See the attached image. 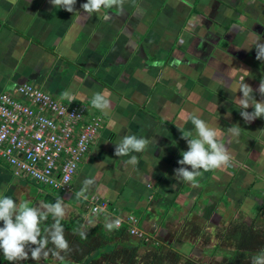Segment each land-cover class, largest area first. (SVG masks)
Returning <instances> with one entry per match:
<instances>
[{
  "label": "crops",
  "instance_id": "crops-1",
  "mask_svg": "<svg viewBox=\"0 0 264 264\" xmlns=\"http://www.w3.org/2000/svg\"><path fill=\"white\" fill-rule=\"evenodd\" d=\"M85 2L76 0L69 13L49 0H0V93L32 83L67 102L63 94L69 92L73 102L86 106V118L100 115L103 120L68 190L53 191L65 197L60 223L71 225L83 214L88 230L123 217L124 208L138 209L144 212L130 214L147 242L191 256L213 257L219 247L211 238L219 233L217 224L227 223L226 215L239 219L238 231L249 228L256 239H264V119L245 123L239 114L242 94L236 91L244 80L257 101L264 99L256 91L264 80V63L251 47L257 35L264 42V0H125L122 11L102 8L91 16L80 7ZM94 93L110 99L107 115L91 106ZM192 115L218 130L231 161L194 182H178L174 169L187 150L180 130H193ZM237 125L239 135L227 132ZM125 134L155 139V147L130 154L139 160L135 168L127 163L130 156L114 155ZM86 179L94 183L77 198ZM28 183L42 189L0 166V196L43 210L47 203L31 196ZM202 194L207 204L197 202ZM93 200L107 202V213L90 218ZM173 201L188 206L183 211L189 224L198 223L191 216L208 218L210 227L202 229V237L194 229L179 244L163 241L159 231L166 223L161 215L155 217ZM52 223L49 215L46 229ZM133 238L140 239H126ZM201 238L210 242L202 247Z\"/></svg>",
  "mask_w": 264,
  "mask_h": 264
},
{
  "label": "clouds",
  "instance_id": "clouds-1",
  "mask_svg": "<svg viewBox=\"0 0 264 264\" xmlns=\"http://www.w3.org/2000/svg\"><path fill=\"white\" fill-rule=\"evenodd\" d=\"M30 2V0H29ZM50 4L56 9H63L69 13L74 12L76 0H49ZM125 0H86L81 4V9L85 16H91L99 12L102 8L111 9L113 7L123 10ZM79 15V14H78ZM255 47V58L264 63V42L261 37L252 42L251 47ZM250 47V48H251ZM179 63V61H173ZM242 80L236 91L242 95L238 98L240 106V116L245 123H251L257 118L264 119V99L257 101L253 95V88ZM256 91L261 97H264V80H260ZM65 98L74 101V97L69 92H65ZM91 106L107 115L111 101L102 93H94L91 99ZM252 108L249 112L247 109ZM192 131L181 132V139L186 141L187 150L181 152L182 159L177 161L180 167L174 169V179L178 182H194L203 172H209L228 166L231 156L227 147L218 139V130L211 127L206 121L196 115L190 116ZM231 135L237 136L240 133V127L231 126L227 129ZM220 135H223L221 132ZM155 147V139L151 140L136 135L125 134L120 142L115 144L114 155L130 156L128 164L134 168L139 164L136 155L147 150L149 146ZM94 183V179H86L83 182L82 189L76 194L77 198L84 196L88 188ZM86 199V196L84 197ZM93 213H99L100 208H94ZM49 215L53 218L50 227L44 230L42 234L41 223L46 221ZM65 215L63 198L58 197L55 203L44 205L41 210L37 207L29 206L28 201L17 204L11 197L0 196V253L9 264L31 259L39 262L48 256H54L60 260L64 255L73 251L69 241L65 237V230L60 223ZM121 225L119 219L105 224L108 231L118 229ZM81 238L86 239V232H80ZM51 245V247H49ZM251 264H264V250L254 255Z\"/></svg>",
  "mask_w": 264,
  "mask_h": 264
},
{
  "label": "built area",
  "instance_id": "built-area-1",
  "mask_svg": "<svg viewBox=\"0 0 264 264\" xmlns=\"http://www.w3.org/2000/svg\"><path fill=\"white\" fill-rule=\"evenodd\" d=\"M82 103L61 101L32 83L0 93V159L11 173L52 191H66L102 125L85 117ZM90 211L107 213V202L93 200ZM119 219L130 235L145 240L132 215Z\"/></svg>",
  "mask_w": 264,
  "mask_h": 264
},
{
  "label": "rangeland",
  "instance_id": "rangeland-1",
  "mask_svg": "<svg viewBox=\"0 0 264 264\" xmlns=\"http://www.w3.org/2000/svg\"><path fill=\"white\" fill-rule=\"evenodd\" d=\"M6 164V160L5 159H0V166H4ZM22 183H17L16 185V189H20ZM29 186V191L32 197H34L36 199V201H39L40 203L43 202V200L47 203L50 204L51 201H49L51 198L52 199H57L58 197L63 198V200H65V197L62 196H56L55 193L49 189V188H39L36 185L32 184V183H28L27 184ZM201 187L204 188V184L203 182L201 183ZM185 189V188H184ZM21 197L23 198V195H21ZM24 201V200H22ZM33 199H30V202H32ZM56 202V201H55ZM198 203H202V204H207V199L204 196V194H202V196L200 197V199H197ZM29 206H32L31 203H29ZM188 206L186 205L184 208L178 204L176 201L170 202L169 203V210H166V213H164L163 215L161 213H159L157 215V217L155 218H159V216L161 215L162 219H164L165 221V227L163 228V230L159 231V234L162 236V238H165L163 241H167L168 239L172 240L175 243H180V242H184L185 240H188V238H190V234H193L194 229L197 231L199 237H202L204 235V231H202V229L208 228L210 227L209 225L205 224L206 222L209 223L208 218L205 217V215L203 216H199L197 218H194L193 216H191V219H196V222L198 223H191L189 224L187 222V220L189 219L187 216V213L183 210H188L187 209ZM132 209H127L124 208L123 212H120V216H124L127 215L128 213H133L136 216H139L140 213L144 212V211H139L138 209L135 211H131ZM234 209H232L233 211ZM163 210H161L162 212ZM171 212V214L166 215L168 212ZM169 212V213H170ZM179 212H183V217L181 215L176 217L175 213H179ZM174 213V214H172ZM151 214V213H150ZM152 215V214H151ZM175 215V216H174ZM241 216H243L242 214H240ZM145 216L144 214H141V217ZM164 216H166V218H164ZM77 217V220H75L74 222L71 223V225H67L65 223H63V227L64 230L65 229H71L74 232H86V234L90 233V234H94L96 235V237L94 236V238H91V235H87V241L88 243L92 244L95 241L99 240L100 242L97 243L94 247L95 251L93 253H91L90 255H85L84 257H82V260L79 261L78 258L75 259V257L80 256V254L83 252H80L79 246L77 247L73 241L69 238V235L71 236L70 233H65V237L66 239L69 241L70 243V247L73 249V251H71L70 253L67 254H62L64 255V259L60 260L54 256H48L47 258H43L41 259L39 262L37 261H33L31 259L28 260H24V261H19V262H15V264H85L89 263L92 261V264H115V263H123V264H127L128 262H131V258L130 255L133 256V253L135 250L132 251V253L130 252V250L128 249H122V250H118V252L116 254L110 252L112 250H116L117 248L119 249V247H129L131 245L136 244L132 239H122V240H118V238H115L116 234H118L115 230L109 231L105 228V224L100 225L96 231H93L91 229L87 230V222H82L84 216L83 214H80L79 216H75ZM90 218H98L99 217V213H91V215H89ZM183 218V219H182ZM205 218H206V222H205ZM181 220V221H180ZM208 220V221H207ZM112 221V219H111ZM157 221L159 222L160 219H157ZM189 221V222H190ZM239 219L238 218H234L232 216H227L226 215V222L227 223H222V224H217V231L219 232L217 235H215L213 238H211L212 243L216 245H218L219 249H217V252H214L213 257L210 256H191L189 254H181L179 256V258H177L176 260L174 259V254L171 252L170 249H168L167 245L161 247L160 249H156L157 251L154 252L156 254V256L158 257H153L151 256V258L153 259H159V263L154 262V264H185L186 259L191 261V262H197V263H202V264H219L218 262H222L224 260L223 256L218 257L217 255L222 254L221 252L223 251V249L221 250L222 247H225L226 249H229V247L233 248V243L229 242L228 237L232 234H227L230 232H233V230L237 227H239V225H236V222H238ZM45 221H43L40 225L41 230H42V234L44 232V230L46 229V226L44 225ZM70 223V222H68ZM142 223V221H141ZM200 224V225H199ZM86 225V226H85ZM160 225V224H159ZM199 226V228H198ZM152 231V230H150ZM163 231V232H161ZM206 231V230H205ZM221 232V233H220ZM208 234V232H206ZM69 234V235H68ZM153 235V234H152ZM81 237V236H80ZM98 237V238H97ZM216 237V239H215ZM210 238H201L199 240V245L204 247L205 245H207L210 241ZM209 241V242H208ZM252 242H249V244H252ZM148 244L150 245L149 247H152L151 245H153V243L148 241ZM254 245V244H253ZM251 245V247L253 246ZM51 247V246H49ZM167 247V248H166ZM216 247V246H213ZM88 247H84V249H87ZM140 248H142L141 250L137 251V253H135L134 257H137V259H140L141 255H143L146 251H154L153 248H148V246L145 247V245H141ZM256 249V248H254ZM82 250V249H81ZM220 250V251H219ZM151 253V252H150ZM182 253V252H181ZM216 253V255H215ZM198 254V253H197ZM70 255V256H69ZM105 255H107L105 257ZM83 256V254H82ZM150 259V258H148ZM0 264H9L8 261H6L2 255V258L0 260ZM85 261V262H84ZM138 262V261H137ZM137 262H134L132 264H137ZM131 264V263H130ZM149 264V263H147Z\"/></svg>",
  "mask_w": 264,
  "mask_h": 264
},
{
  "label": "trees",
  "instance_id": "trees-1",
  "mask_svg": "<svg viewBox=\"0 0 264 264\" xmlns=\"http://www.w3.org/2000/svg\"><path fill=\"white\" fill-rule=\"evenodd\" d=\"M101 225V223H98L95 227H93V231H96L97 228ZM118 234H116L115 238H118V240H122V239H126L127 237L130 238V234L127 231V227L125 225H122L121 227H119L118 229H114ZM69 232L71 234V237H73V243L80 249V252H82L80 254V256L75 257L78 258L79 261L82 260V257H84L85 255H90L91 253H93L95 251L94 247L97 243H99L100 241L97 240L94 243L90 244L88 243L87 239L81 238L80 237V232H74L71 229H69ZM109 232V231H108ZM239 232H243L242 236L240 235ZM129 234V236H128ZM232 234V235H230ZM87 235H91V238H94V236L96 237V235L94 234H90L88 233ZM229 237L228 240L229 242L231 241L233 243V248L232 249H226L225 247H222L221 249H223L224 253H223V258L224 260L219 264H251V259L254 255H256L257 253H259L261 250H264V239H256L257 235H253L251 230L248 228L246 230H240L238 231V229H235L232 233H229ZM98 238V237H97ZM134 239V240H133ZM132 240L136 243L134 245H131L129 247H125V248H117L116 250H112L110 252L116 254L118 252V250H122V249H128L130 250V252L132 253L133 250V256L130 255L131 258V262H128L127 264H132L134 262H137V264H154V262L159 263V259H157L158 257L156 256V254L154 252H156V249H160V245L154 243L153 245H151L154 251H146L143 255H141L140 259H137V257L135 256V253H137V251L139 250L141 245H145L148 246V248H152L149 247L150 245L148 244V242L144 239H135L133 238ZM252 244H249V242H252ZM230 242V243H231ZM254 244V245H253ZM251 245H253L251 247ZM84 247H88L87 249H84ZM256 248V249H254ZM82 249V250H81ZM230 250V251H229ZM151 252V253H150ZM171 252L174 254V259L176 260L177 258H179V256L181 255V253L175 251V250H171ZM83 254V256H82ZM153 257H157L156 259L151 258V256ZM70 256V255H69ZM107 255H105L106 257ZM2 258V254L0 253V260ZM150 258V259H148ZM94 260V259H93ZM92 260V261H93ZM92 261L89 263L85 264H92ZM1 262V261H0ZM115 264H123V263H115ZM185 264H199L197 262H191L189 260L186 259ZM202 264V263H200Z\"/></svg>",
  "mask_w": 264,
  "mask_h": 264
}]
</instances>
